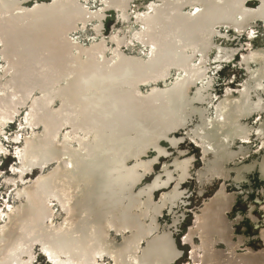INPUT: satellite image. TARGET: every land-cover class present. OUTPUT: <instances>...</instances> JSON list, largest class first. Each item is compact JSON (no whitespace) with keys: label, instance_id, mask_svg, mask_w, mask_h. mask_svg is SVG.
<instances>
[{"label":"bare ground","instance_id":"bare-ground-1","mask_svg":"<svg viewBox=\"0 0 264 264\" xmlns=\"http://www.w3.org/2000/svg\"><path fill=\"white\" fill-rule=\"evenodd\" d=\"M107 11L117 25L104 34ZM260 22L264 0H0V155L10 122L22 115L27 131L11 138L17 183L0 209V264H38L37 248L51 264H176L193 157L156 163L179 132L201 151L199 183H222L208 198L196 192L204 199L183 238L197 242L191 264H264V218L246 213L254 250L234 238L242 215L228 217L253 174L264 183ZM90 23L94 37L82 40ZM229 63L243 76L218 95L213 74Z\"/></svg>","mask_w":264,"mask_h":264},{"label":"rangeland","instance_id":"rangeland-1","mask_svg":"<svg viewBox=\"0 0 264 264\" xmlns=\"http://www.w3.org/2000/svg\"><path fill=\"white\" fill-rule=\"evenodd\" d=\"M96 2L97 1H90L89 7L93 8V10H94V8H98V9L101 8V3H99V2L96 3ZM140 7H135L134 8L135 10L134 9L133 10L134 11L138 10L136 12V13H138L143 8L142 5ZM134 11H132V13ZM105 16L106 17L103 20V23H102L103 27L102 28H103V33L108 34L112 31V28L115 25H117L115 22V17L117 15L114 11H107V12H105ZM133 17H135V16L132 15V17L129 19L130 21H128L127 23L125 22L124 25L121 24V26H124V27L127 26L126 29L128 30L129 33L138 27L137 26L138 24L135 22V19H133ZM128 23H130V24H128ZM91 24L92 23H90L83 30H81V33L78 35V37H80L82 40H86L90 37H94L93 36V24L92 25ZM258 30L260 31L261 35H264V25L261 22L258 23ZM82 32L84 33L83 35H82ZM85 33H87V34H85ZM232 34H234L233 31L230 32V35H232ZM260 40L261 39H259V41L256 42V45L262 44V40L261 41ZM236 44L237 43H235V45ZM129 47L130 48L133 47L132 49H134V50L139 49V45L138 44L135 45V43H129ZM237 56H236V59H238ZM210 67L213 68L215 66L210 65ZM210 71H211V69H210ZM211 72H213V71H211ZM174 74L175 73L173 72L172 75L174 76ZM242 76H243V74L241 73L240 70H238V65L236 67L233 66V63L223 65V67L220 69V71H215V73L213 74V78H214L213 89H214L215 93L218 95L222 94L221 92L223 91V89L226 86L231 87L233 89L237 88L238 87V81L241 80ZM21 124H22V115L18 116V118L16 120H14L13 122H10L7 125V127L5 128L4 134L2 136V139H1L2 144L6 148V152L4 153V155H0V209H5V207L9 204V202H13L12 195H13V190L15 188L17 180H16L14 174L10 173L11 166L16 164V161L13 159L14 157L12 155V153H13L12 151L15 147V142H13V140L11 138L14 135H17V134L20 135V134H24L27 132L26 130L20 131L19 128L21 127L20 126ZM20 132H22V133H20ZM184 133L179 132L176 134V136L178 138H181V137L184 138V140L182 142H180L181 144L178 145V147H177L178 149H176L170 145H167V143L164 142L163 148H166L167 152L170 155H168L167 157H161L160 162L156 163V171H158V168L160 165L159 163H161V162L165 163L167 161L169 162L173 158L171 156L176 154L178 150L188 152L184 158L193 157V165H192V168L190 171V177L182 185L183 190L186 192L185 198L183 199L184 203H182L179 210L176 211L177 213L178 212L180 213V214L179 213L177 214L179 216H182V213L184 214V216L180 220V223L178 224L177 231L174 229L175 242L177 243L178 248L182 252L181 257L176 264H191V262H192L191 261V255H190L191 254V247L196 245V243H197L196 239H194L193 243L191 244L189 242H184L183 238L185 236L187 228H189L191 226V222H192V218H193L192 215H194V213L198 210V208L200 207V205L202 203V200L204 199V198H202L203 195L199 196V194L196 192H199L201 190L200 188L203 187L205 198H208L214 192V190L217 188L218 184H220V185L222 184V183H219L220 182L219 178L218 179L214 178L212 180L213 183L211 181L202 182L203 184L199 183V180L197 179V171L202 168L201 151H200L199 147L196 145V143L189 140L188 137L185 136ZM251 140L255 142V138L252 137ZM255 145L253 146V148H256L258 146V144H255ZM6 177L12 179L8 183V185H6L4 182ZM249 180H250V182L248 184H246L245 187L243 188L244 191L247 192V194L245 196L237 197L235 203L232 206L231 211L228 213V217L230 219H233V218H235L234 217L235 215L236 216L238 214L240 216L242 215L241 216L242 217L241 222L239 224H235L233 226L234 235H235L234 238H236L240 234L244 235L248 239V243H247L248 246L247 247L252 248L254 250H258V249L262 248V243L258 239L259 233H258V230L253 226V222L251 221V218L246 213L251 212L250 215H253L257 220H259L261 222L260 224H262L263 218H264V210H263V207H264V198H263L264 197V195H263L264 194L263 193L264 183L258 180L257 174H253L249 178ZM226 183H227L226 185H228V182H226ZM241 187H243V186H241ZM235 189H237V188L236 187L233 188V186H231V187L228 186L229 191L233 192ZM250 206H253V208L248 209ZM160 219H161V222H163V223L169 224V222H170V218L167 216V213H164ZM262 228H264V225L259 230H261ZM40 253L41 252H39V249L37 248L38 264H49L46 262L45 258L41 256ZM198 254H199V252L196 253V256H198ZM188 255H189V257H188Z\"/></svg>","mask_w":264,"mask_h":264},{"label":"water","instance_id":"water-1","mask_svg":"<svg viewBox=\"0 0 264 264\" xmlns=\"http://www.w3.org/2000/svg\"><path fill=\"white\" fill-rule=\"evenodd\" d=\"M37 172H38V171L35 170V174H36ZM233 188H234V187H233ZM231 189H232V188H231ZM47 262H48V261H47ZM49 264H51V263L49 262Z\"/></svg>","mask_w":264,"mask_h":264}]
</instances>
